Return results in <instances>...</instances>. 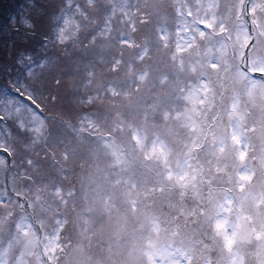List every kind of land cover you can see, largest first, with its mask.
Masks as SVG:
<instances>
[{"label":"rangeland","instance_id":"1","mask_svg":"<svg viewBox=\"0 0 264 264\" xmlns=\"http://www.w3.org/2000/svg\"><path fill=\"white\" fill-rule=\"evenodd\" d=\"M262 69L264 0H0V264H264Z\"/></svg>","mask_w":264,"mask_h":264},{"label":"snow or ice","instance_id":"2","mask_svg":"<svg viewBox=\"0 0 264 264\" xmlns=\"http://www.w3.org/2000/svg\"><path fill=\"white\" fill-rule=\"evenodd\" d=\"M254 75H264V69H262L260 72L254 73ZM215 227H216L217 231L223 235V239H224V242H225L226 246L228 248H231L232 244H233V240L224 231V227H225L224 226V222L223 221H217L216 224H215ZM260 236L264 237V233H261ZM153 248H154L153 245H149V249H153ZM144 254L147 257L148 264H154L155 259L158 256H162L163 255V251L159 250V249H156L155 251L146 250Z\"/></svg>","mask_w":264,"mask_h":264},{"label":"water","instance_id":"3","mask_svg":"<svg viewBox=\"0 0 264 264\" xmlns=\"http://www.w3.org/2000/svg\"><path fill=\"white\" fill-rule=\"evenodd\" d=\"M248 238L259 240L260 236L256 233L252 218L248 215H243L240 219V225L236 229L235 239L239 242H244Z\"/></svg>","mask_w":264,"mask_h":264},{"label":"flooded vegetation","instance_id":"4","mask_svg":"<svg viewBox=\"0 0 264 264\" xmlns=\"http://www.w3.org/2000/svg\"><path fill=\"white\" fill-rule=\"evenodd\" d=\"M250 73H251V75H253L254 73H257V72H253V71H249ZM256 76H260V77H264V75H256ZM252 128V130L254 131L255 130V133L253 134L254 135V140L255 139H257V136H258V133H257V127L256 126H252L251 127ZM157 191H161V189L160 188H158L157 189ZM187 219H188V215H187ZM252 221H253V219H252ZM187 223V227H188V222H186ZM240 225V224H239ZM254 225V224H253ZM237 229V228H236ZM235 233H236V231H235ZM234 239H235V234H234ZM236 240V239H235ZM239 242V241H238ZM187 250H188V247H187Z\"/></svg>","mask_w":264,"mask_h":264},{"label":"trees","instance_id":"5","mask_svg":"<svg viewBox=\"0 0 264 264\" xmlns=\"http://www.w3.org/2000/svg\"><path fill=\"white\" fill-rule=\"evenodd\" d=\"M2 1V0H1ZM6 1V3H8V4H12V5H15V6H17V4H18V2L20 1V0H18V1H16V0H5ZM12 10V9H11ZM10 10V11H11Z\"/></svg>","mask_w":264,"mask_h":264}]
</instances>
